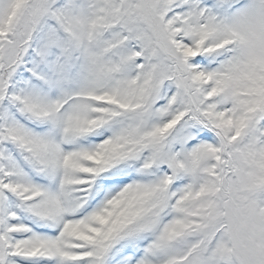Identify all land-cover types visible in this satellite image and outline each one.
<instances>
[{
	"label": "snow or ice",
	"instance_id": "snow-or-ice-1",
	"mask_svg": "<svg viewBox=\"0 0 264 264\" xmlns=\"http://www.w3.org/2000/svg\"><path fill=\"white\" fill-rule=\"evenodd\" d=\"M0 264H264V0H0Z\"/></svg>",
	"mask_w": 264,
	"mask_h": 264
}]
</instances>
